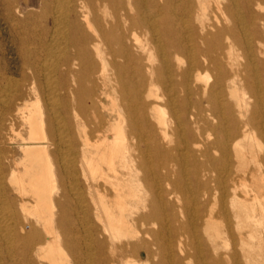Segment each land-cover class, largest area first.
Returning a JSON list of instances; mask_svg holds the SVG:
<instances>
[{"label": "bare ground", "instance_id": "obj_1", "mask_svg": "<svg viewBox=\"0 0 264 264\" xmlns=\"http://www.w3.org/2000/svg\"><path fill=\"white\" fill-rule=\"evenodd\" d=\"M1 1L25 216L1 208L0 264H264V0Z\"/></svg>", "mask_w": 264, "mask_h": 264}, {"label": "rangeland", "instance_id": "obj_2", "mask_svg": "<svg viewBox=\"0 0 264 264\" xmlns=\"http://www.w3.org/2000/svg\"><path fill=\"white\" fill-rule=\"evenodd\" d=\"M13 1L15 2L19 1L22 4L24 2V0H13ZM1 2H4V3L7 2L8 4L9 0H2ZM29 2L31 4L30 7L36 9L38 8L40 0H29ZM4 8H7L5 12L0 11L1 13L0 14V50H1L0 51V102H1L0 103V112H1L0 113V140H1L0 141V177L2 176L0 178V196L7 198L8 202L6 203V205L0 204V212H2L1 208L6 207L7 209L5 208V213L6 214L10 213L8 215V216L11 215L10 223L14 224L18 222L19 220H22L25 216L18 202L16 201V195H14L15 192L13 191V185H12L13 172L22 171L23 169L21 166H17V164L20 163L23 157L22 152H21V147L23 146L22 145L23 142L21 138L19 137V135L21 134L22 137H25V132H24V128L22 127L23 126L22 121L16 115L18 108L22 107V102L17 101L16 96L13 97L14 90L12 89L14 88L7 87L6 85L7 76L11 77V82H13L14 80L19 81L20 78L18 76L9 75L12 71H14V69L18 67V64L11 60L10 55L2 51V49L5 47V44L3 41L8 36L7 34L10 32V29H11L10 19H9L10 15L8 14L9 7L4 5ZM28 8H25L26 11L28 10ZM9 13L11 14V10H9ZM3 19L5 20L3 21ZM2 32L5 34H1ZM72 162H74L72 166L75 167L76 172H78V175H79L77 176V179L73 181L74 183L73 185L74 187L76 186L75 188L81 194H83L84 200L86 204H88L89 206V209L86 212L87 220L91 225L98 224V220H96L97 218L96 213L101 212V208H100V204L98 202L97 196L93 192L89 194L87 190V187L92 182L90 175L86 171L84 165L81 163L80 158L76 156V158L72 159ZM1 186H3L2 188L4 189H2ZM146 191L147 193H149V190H146ZM215 196H216L215 202H217L218 194ZM96 209H98L99 211H96ZM215 223L217 224L216 226L218 227L220 231L224 229L223 224H221L219 220H217ZM225 245L226 246L224 247L226 249L230 248L229 250H231V248L233 247V244L230 241L225 243ZM183 247L185 250L184 254H178L177 249L175 250L176 256L179 259H181V264H198L195 259H192L190 257L193 252H191L190 247L188 246V241L184 240ZM186 258L188 259L186 260ZM124 260L120 262L119 264H126V260L125 261ZM127 260H129L131 264L135 262V258L132 256V253H129L127 255ZM156 261L157 259L155 260V262ZM241 264L243 263L241 262Z\"/></svg>", "mask_w": 264, "mask_h": 264}]
</instances>
